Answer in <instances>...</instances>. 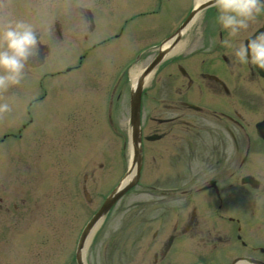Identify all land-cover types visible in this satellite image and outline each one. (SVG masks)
<instances>
[{
    "label": "rangeland",
    "instance_id": "rangeland-1",
    "mask_svg": "<svg viewBox=\"0 0 264 264\" xmlns=\"http://www.w3.org/2000/svg\"><path fill=\"white\" fill-rule=\"evenodd\" d=\"M149 2L159 7L160 12L135 21L144 22L147 28L144 32L138 31L137 25L131 23L119 38L88 52L80 68L65 74L46 75L41 78V83L38 82L40 75L64 69L76 61L80 52L77 45H71L63 37L62 41L51 45L46 62L40 67L27 68L18 85L0 92V96L3 93L5 96L20 93L25 103L21 115L16 112L18 115L13 114L12 121L19 115L22 122H26L29 116L33 120L25 129L19 130L18 138H9L0 144V264H75L73 253L77 231L122 169V161L118 158V138L109 132L103 120V100L110 81L107 80L109 77L120 80L113 105L114 119L120 130L127 133L130 83L123 70L131 64L134 50L151 46L175 29L189 12L193 0ZM76 4L91 5L103 11H96V29L90 34L89 41L111 35V30L117 27L120 18L116 16L115 4L111 0H0V24L8 20H24L33 26L42 42L49 41V29L54 19H59L65 34L74 22L78 25L77 29L84 33L87 30L85 25H80L82 18L76 12ZM105 23H109L106 29L101 26ZM87 43L84 41L83 45ZM138 62L143 65L145 60L141 58ZM164 75L158 71L155 75L157 81L162 80ZM42 94L45 98L29 106L26 112L28 100ZM165 115L160 99L141 97L143 133L169 129V125L151 120V117ZM184 116L196 123L202 122L194 114L185 112ZM245 117L249 122L257 118L247 112ZM12 121L7 123V130L0 128V136L3 131L13 130L10 129ZM193 132L192 128L175 123L166 137L156 141L144 140L140 181H149L151 177L155 182L175 184L174 180L183 168L180 178L188 187L197 185L211 174L214 170L207 173L206 168L203 169L204 164L194 156L197 155L198 145ZM257 153L258 149H252V156H257ZM125 154L127 156L126 151ZM187 163L192 166L191 173L186 172ZM255 167L258 168V176H264V164L256 163ZM195 171L198 173L194 174ZM255 195L251 192L252 197L256 198ZM145 197L143 188L138 185L129 189L111 207L85 247L84 254L89 264H144L145 253L139 246L145 238ZM259 203L264 204L260 197ZM206 210L197 208L195 212L199 225L218 229L219 225L210 224ZM227 211L241 217L235 204ZM249 211L251 217L247 222H264L262 218H257L256 209L249 208ZM167 214V222H170L171 215ZM204 219L208 222L203 223ZM162 223H165L163 219ZM153 225L148 231L153 229ZM167 226L168 223H165L164 230ZM235 229L236 226L232 225L229 236ZM248 229V225H244L241 235L248 242L264 245V225L255 229L253 237L248 234ZM186 237L189 236L184 235L179 241L189 250L187 253L199 250L191 245L192 238ZM132 247L135 250L131 253L128 250ZM188 257L194 262V257Z\"/></svg>",
    "mask_w": 264,
    "mask_h": 264
},
{
    "label": "flooded vegetation",
    "instance_id": "flooded-vegetation-1",
    "mask_svg": "<svg viewBox=\"0 0 264 264\" xmlns=\"http://www.w3.org/2000/svg\"><path fill=\"white\" fill-rule=\"evenodd\" d=\"M222 31L221 39L217 44L215 43V29L210 24L205 28L195 30V35L191 39V49L187 52H182L180 59L177 61L183 63L184 59L191 56L193 59L192 78L186 80L187 87L179 91V96L176 98L187 99L191 93L192 100L200 99L210 107L211 132L214 134V141L219 148L221 156H213V162L207 167V170L208 173L209 169L214 171L209 174L204 183L205 185H210V187L208 186L205 189H208L210 197L213 199L211 205H213L214 197L218 193L220 195V200L218 201H225L223 211H227L230 206V200L227 199L226 194L231 192L234 188L233 186L236 185L235 190L239 195L247 191L246 188L242 187L244 184L242 185L239 181L236 184L232 181L239 174L238 171L235 172L233 170L232 163L237 159L235 154L242 147L244 137L243 135H237L239 138L237 139L233 133L231 121L228 122L221 114L226 112L241 116L242 112H250L259 117L264 115V70L255 69L247 63L236 62L231 56V47L234 44L246 42L249 36L264 32V8H262L260 13L256 14L254 19L249 22L248 28L243 30L238 37L229 36L227 30ZM187 74L186 76L188 77ZM179 107L181 112L169 117L167 122H173L176 119H179L181 123L185 121L182 118V112L185 109L180 105ZM246 126L248 125L246 124ZM256 143L260 144V141L258 140ZM177 186L178 184H170L168 187L165 185V191L161 193L160 199H157L155 203L158 202L160 207L168 210V203L174 202L176 199L173 197L177 196ZM196 190L200 191V188H196ZM187 191L190 192V189H187ZM179 192L183 193V189L179 190ZM150 202L153 203L154 201L151 200ZM171 204L173 205V203ZM173 207L175 208V219L171 225L172 232H175L173 239H179L184 233L196 234L203 243H209L212 248L215 247V241L228 242L224 253L225 259L229 261L239 255L257 257V254L253 252L254 249L251 251L237 249L238 246L235 245L229 236L232 229L229 223H218V229H212L214 226H209L210 228H208L199 225L200 221L196 218L193 209L186 216L180 213L182 210L181 206L173 205ZM217 216L218 220H220L219 222L226 221L227 216L221 214ZM202 221L203 223L208 222L205 219ZM146 222L150 223L148 220ZM210 224L215 223L210 222ZM220 227H222V230H220ZM152 239L153 242L148 243V247L155 249L152 253L154 260H157V254L161 251L160 258L162 262L160 264H178V262L179 264H184L180 257L181 253L178 251L180 243L172 241L169 248L162 252L166 245L167 236L153 234ZM238 248L241 249L240 247ZM170 250L172 251L170 252ZM221 250L222 248H219V252ZM168 252L171 253L170 259L167 257ZM150 264H156V262L153 261Z\"/></svg>",
    "mask_w": 264,
    "mask_h": 264
},
{
    "label": "clouds",
    "instance_id": "clouds-1",
    "mask_svg": "<svg viewBox=\"0 0 264 264\" xmlns=\"http://www.w3.org/2000/svg\"><path fill=\"white\" fill-rule=\"evenodd\" d=\"M212 7L219 27L227 30L229 36L238 37L264 8V0H212ZM37 43V33L30 23L17 19L0 24V92L21 82ZM231 56L238 63L264 70V32L232 45ZM9 110L10 104L0 99V113Z\"/></svg>",
    "mask_w": 264,
    "mask_h": 264
},
{
    "label": "water",
    "instance_id": "water-1",
    "mask_svg": "<svg viewBox=\"0 0 264 264\" xmlns=\"http://www.w3.org/2000/svg\"><path fill=\"white\" fill-rule=\"evenodd\" d=\"M132 108H133L132 113H131L132 121L135 122L136 117H137V101L136 100H133ZM133 139H134V141H136V139H137V127H136V124H134V128H133ZM135 154H137V150L135 151ZM135 159H137V158L135 157ZM133 180H134V178L131 179V181H129L125 186H123L121 188H117L115 191H113V193H111V195L103 203L102 207L96 213V215L94 217V220L100 214H102L104 211H106V209L112 204V202L115 200V198H117L126 188H128L133 183Z\"/></svg>",
    "mask_w": 264,
    "mask_h": 264
},
{
    "label": "bare ground",
    "instance_id": "bare-ground-1",
    "mask_svg": "<svg viewBox=\"0 0 264 264\" xmlns=\"http://www.w3.org/2000/svg\"><path fill=\"white\" fill-rule=\"evenodd\" d=\"M175 48H173V49H175ZM138 72H139L138 66H133V67L130 66L128 68V74L130 75V78H131L132 82L135 81V79H136V77L138 75Z\"/></svg>",
    "mask_w": 264,
    "mask_h": 264
}]
</instances>
